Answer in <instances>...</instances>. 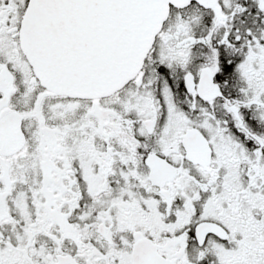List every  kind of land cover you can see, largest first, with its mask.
<instances>
[{"label": "snow or ice", "instance_id": "1", "mask_svg": "<svg viewBox=\"0 0 264 264\" xmlns=\"http://www.w3.org/2000/svg\"><path fill=\"white\" fill-rule=\"evenodd\" d=\"M0 264H264V0H0Z\"/></svg>", "mask_w": 264, "mask_h": 264}]
</instances>
